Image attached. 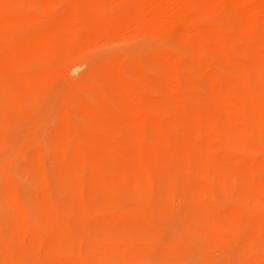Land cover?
Masks as SVG:
<instances>
[{"label": "bare ground", "instance_id": "6f19581e", "mask_svg": "<svg viewBox=\"0 0 264 264\" xmlns=\"http://www.w3.org/2000/svg\"><path fill=\"white\" fill-rule=\"evenodd\" d=\"M175 256L264 264V0H0V264Z\"/></svg>", "mask_w": 264, "mask_h": 264}, {"label": "rangeland", "instance_id": "374dc122", "mask_svg": "<svg viewBox=\"0 0 264 264\" xmlns=\"http://www.w3.org/2000/svg\"><path fill=\"white\" fill-rule=\"evenodd\" d=\"M124 48L120 44H116L113 46H100L98 48L93 49L90 54L92 56L101 55L110 57L116 54L123 53ZM26 108H30L35 110L36 106H28L25 105ZM34 107V108H33ZM190 177H194L190 174ZM209 201H216L218 199V193L215 189H210L209 195L206 197ZM123 205L127 209H134L135 211L141 213L146 221L149 224L150 231L153 233L152 238L150 239L149 246L154 248V250L159 249L165 243H167L172 238H180L183 240H188L189 236L186 232H184L182 225L176 218V215L173 216H161L155 214L151 209V204L146 201L139 200H124ZM136 264H151L148 262H137ZM167 264H193L192 261H184L180 257H172Z\"/></svg>", "mask_w": 264, "mask_h": 264}]
</instances>
